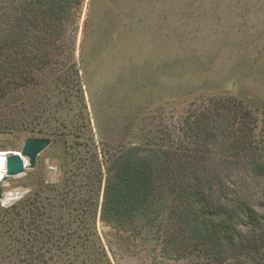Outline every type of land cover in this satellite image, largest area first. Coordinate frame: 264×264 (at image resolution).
I'll return each mask as SVG.
<instances>
[{
  "label": "trees",
  "instance_id": "obj_1",
  "mask_svg": "<svg viewBox=\"0 0 264 264\" xmlns=\"http://www.w3.org/2000/svg\"><path fill=\"white\" fill-rule=\"evenodd\" d=\"M82 2L0 0L2 131H22L28 119L42 118L43 96L49 98L54 85L66 102L70 95L79 98L74 105L83 119L78 67L74 60L63 64L64 55L75 50ZM60 61V73L48 76ZM35 88L40 92L29 102L18 96L17 91ZM128 110L119 127L129 120L138 142L118 139L103 158L88 131V120L72 125L67 135L78 142L86 135L91 160L80 155L71 167L61 164L63 212L58 215L53 206L47 211V197L41 202L43 189L2 210L8 241L0 233V263L18 264L21 252H36L30 256L33 264L47 262L60 250L72 253L73 261L83 254L84 264H112L96 229L98 218L145 243L155 240L160 258L155 264L185 258L194 264H264V207L257 208L264 206V195L259 199L245 188L248 177L264 178V128L255 132L252 111L234 97L212 96L189 112L181 133H175L161 122L155 126L157 115L149 110L141 114L135 104ZM99 127L98 135L103 136ZM107 134L117 141L115 134ZM16 214L21 216L13 227ZM18 229L26 235L14 244L11 238ZM107 247L112 249L110 243Z\"/></svg>",
  "mask_w": 264,
  "mask_h": 264
},
{
  "label": "rangeland",
  "instance_id": "obj_2",
  "mask_svg": "<svg viewBox=\"0 0 264 264\" xmlns=\"http://www.w3.org/2000/svg\"><path fill=\"white\" fill-rule=\"evenodd\" d=\"M73 60L81 81L83 119L78 114L80 108L74 105L79 98L70 95L66 102L64 93L54 85L49 98L43 96L42 118L28 119L27 129L18 124L22 131H2L0 126V152H20L29 137L51 140L37 156L34 168H26L3 183V196L11 193L15 197L7 202L0 200V233L5 236L8 226L1 223L5 214L2 210L34 197L42 189L40 200L43 203L47 197V211L52 212L53 206L57 215L63 212L59 206L64 178L61 164L71 167L80 155L91 160L86 135L79 142L67 135L72 125L82 120H88V131L100 158L119 144L118 139L125 144L138 142L129 120L119 127L120 118L128 116V108L134 104L141 114L149 110L157 115L155 126L161 122L181 133L183 118L189 112L202 107L212 96H229L252 111L257 119L255 132L264 128V0H83L75 50L64 55L63 64ZM61 62L52 66L53 73L48 76L60 73L57 66ZM38 89L17 92L29 102L38 95ZM97 124L103 136L98 135ZM108 132L115 134L117 141L109 139ZM141 134L145 130L136 136ZM102 147L108 149L103 151ZM248 178L245 188L262 198L264 178ZM79 181L83 179L79 177ZM20 216H13V227ZM96 229L112 264L159 263L155 240L145 243L142 237L122 234L98 218ZM24 235L26 232L18 229L11 239L18 244ZM35 254L21 252L18 264H33L30 256ZM53 256L37 264H84L83 254L76 261L72 253L60 250ZM168 264L194 263L185 258Z\"/></svg>",
  "mask_w": 264,
  "mask_h": 264
},
{
  "label": "water",
  "instance_id": "obj_3",
  "mask_svg": "<svg viewBox=\"0 0 264 264\" xmlns=\"http://www.w3.org/2000/svg\"><path fill=\"white\" fill-rule=\"evenodd\" d=\"M51 140L42 137H29L23 141L20 152H7L5 156V172L0 179V200L3 197V183L9 177H18L26 168H34L37 156L49 145ZM22 157H26L24 162Z\"/></svg>",
  "mask_w": 264,
  "mask_h": 264
},
{
  "label": "bare ground",
  "instance_id": "obj_4",
  "mask_svg": "<svg viewBox=\"0 0 264 264\" xmlns=\"http://www.w3.org/2000/svg\"><path fill=\"white\" fill-rule=\"evenodd\" d=\"M5 156H6V153L5 152H0V179L1 177L4 175V172H5ZM24 162L26 163L27 161V158L26 157H22ZM5 194V193H3ZM14 197V194H6L5 196L2 197V201L3 202H7L9 200H12Z\"/></svg>",
  "mask_w": 264,
  "mask_h": 264
}]
</instances>
